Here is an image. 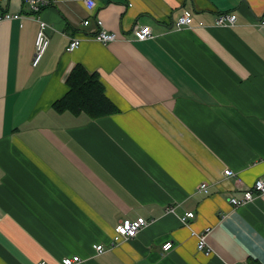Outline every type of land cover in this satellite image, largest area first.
Wrapping results in <instances>:
<instances>
[{
	"label": "crops",
	"instance_id": "obj_1",
	"mask_svg": "<svg viewBox=\"0 0 264 264\" xmlns=\"http://www.w3.org/2000/svg\"><path fill=\"white\" fill-rule=\"evenodd\" d=\"M46 1L0 2L22 15L0 26V264H264V193L229 200L264 176V0ZM184 11L194 23L178 27ZM224 12L236 21L218 23ZM38 17L50 44L34 65ZM97 19L115 40L90 37ZM78 63L117 112L54 108ZM139 216L148 224L114 242ZM207 227L210 254L191 232Z\"/></svg>",
	"mask_w": 264,
	"mask_h": 264
},
{
	"label": "built area",
	"instance_id": "obj_2",
	"mask_svg": "<svg viewBox=\"0 0 264 264\" xmlns=\"http://www.w3.org/2000/svg\"><path fill=\"white\" fill-rule=\"evenodd\" d=\"M0 1H4V0H0ZM24 1L29 3V5L34 11H39L42 6L47 4L46 0H24ZM82 1H84L89 11H93L97 7L99 0H82ZM20 17L21 14L19 13H11L9 11L2 13L0 12V26L6 20H12ZM38 21L40 27L36 38V51L33 59L34 65H37L39 63L50 43V38L47 33L48 23L40 18H38ZM235 21H236V15L227 12L221 13L217 19V22L220 24L226 22L234 23ZM262 21L264 22V15L262 17ZM88 22L89 19L84 20L85 24ZM97 22L100 28L96 33L92 34L93 36L90 37H94L103 42L112 41L117 38V34L115 32H111L107 30L105 27H103L104 23L102 19H97ZM193 23H194V17L188 11H184L175 21V25H177L178 27H182L184 25H192ZM200 24H202V21L200 22ZM135 32L138 39L140 40L147 39L148 37L151 36V28L148 26L144 28H139ZM81 41H82V37L80 36L72 37V39L70 40L67 46V50L69 51L75 50L80 46ZM225 174L231 175L233 174V170L225 169ZM199 189L204 191H209L208 185L205 182L200 185ZM262 193H264V176L258 177L254 185L244 190L241 195L230 196L229 200L233 205L240 206L252 202L255 199L256 195ZM194 216H195L194 211H187L184 213V215L181 216V221L183 223H186L190 218H193ZM148 221L149 220H147V218L143 216H139L136 219H130V218L123 219L116 226V232L113 237L114 242L119 243L123 241V239L125 238H131L136 236L139 233V231L148 224ZM211 230L212 227H207L202 232H197L194 229L191 231L193 235L198 237V249L200 251H204L207 254H210L211 252L207 239L208 234L211 232ZM94 246L99 253H103L106 250L104 244H95ZM173 247H174V242L171 240L165 241L162 245V248L165 251H169ZM81 261L82 258L79 255H71V256L68 255L63 257V259L61 260V264H79ZM36 264H47V263L46 261H39Z\"/></svg>",
	"mask_w": 264,
	"mask_h": 264
},
{
	"label": "trees",
	"instance_id": "obj_3",
	"mask_svg": "<svg viewBox=\"0 0 264 264\" xmlns=\"http://www.w3.org/2000/svg\"><path fill=\"white\" fill-rule=\"evenodd\" d=\"M67 84L68 91L53 103L57 111L85 112L91 118H97L119 110L106 95L100 76L89 72L82 64L74 66Z\"/></svg>",
	"mask_w": 264,
	"mask_h": 264
},
{
	"label": "rangeland",
	"instance_id": "obj_4",
	"mask_svg": "<svg viewBox=\"0 0 264 264\" xmlns=\"http://www.w3.org/2000/svg\"><path fill=\"white\" fill-rule=\"evenodd\" d=\"M1 2V1H0Z\"/></svg>",
	"mask_w": 264,
	"mask_h": 264
}]
</instances>
